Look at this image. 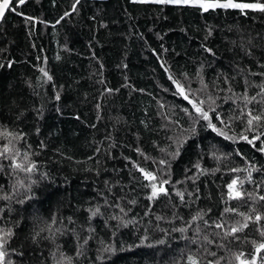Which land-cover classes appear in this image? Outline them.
<instances>
[{"label": "trees", "instance_id": "obj_1", "mask_svg": "<svg viewBox=\"0 0 264 264\" xmlns=\"http://www.w3.org/2000/svg\"><path fill=\"white\" fill-rule=\"evenodd\" d=\"M17 11L23 15L8 11L0 24V130L23 136L12 145L30 153L38 172L33 199L18 203L27 195L23 189L11 200L0 199V228L14 233L6 245V260L66 264L63 253L73 258L72 264H187L192 252L201 264L218 257L224 258L221 264L229 259L237 264L233 253L255 255L251 242L264 237L254 222L237 234L238 240H225L226 249L204 245L216 257L171 229L186 226L197 212L206 213L204 220L210 223L222 217L227 224L242 221L234 213L224 214L225 207L253 220V208L264 214L262 201L226 203V186L237 177L245 179L244 191L264 195V154L240 139L241 133L252 139L264 128L247 132L246 117L229 119L239 114L238 107L225 102L231 93L221 91L231 86L240 94L247 80L251 96L264 84V13L232 8L204 12L131 0H27ZM198 69L208 88L192 95L220 97L210 116L219 113L229 127L219 120L213 123L235 141L217 135L202 120L194 123L191 105L174 95L169 74L195 90L200 88ZM248 107L254 113L264 110L261 103ZM192 127L194 135L188 131ZM9 140L0 139V150ZM176 140L183 142L179 156L161 151L175 150ZM262 141L264 136L256 146ZM161 159L170 162L164 177L170 180L164 186L168 195L149 202L150 190L142 186L147 181L133 164L156 173ZM253 166L259 171L252 172V182L247 172L230 171ZM0 169V196L12 195L17 179L27 183L24 173L14 178L9 159L0 158ZM44 173L47 178H42ZM177 192L183 193V202ZM157 216L164 219L158 222ZM119 217L135 223L125 227ZM49 224L54 235L44 231L34 240ZM197 224L201 235L220 242L215 235L220 229ZM196 226L184 235L192 237ZM144 236L148 239L141 244ZM160 239L165 243L158 244ZM109 245L115 251L102 252ZM257 264H262L259 257Z\"/></svg>", "mask_w": 264, "mask_h": 264}, {"label": "snow or ice", "instance_id": "obj_2", "mask_svg": "<svg viewBox=\"0 0 264 264\" xmlns=\"http://www.w3.org/2000/svg\"><path fill=\"white\" fill-rule=\"evenodd\" d=\"M27 0H0V20L5 18V14L8 11L15 12L16 15H23L22 12L17 11L18 8L23 6ZM134 4H159V5H181V6H191V7H198L202 11L207 12L210 8L215 9H239L241 13H245V10H251L253 12H260L264 13V0H256L254 3H242V2H235V0H131ZM76 3H79V0H76ZM73 10L75 11V4L73 5ZM65 15H68V13H65ZM25 20H32V17L24 16ZM63 19V17H61ZM59 23V21H57ZM209 35H211V30H209ZM205 51L212 54V50L205 47ZM11 66L10 64L8 65ZM0 67H3V65H0ZM42 72H44L43 69H41ZM165 71H168L165 69ZM44 75L47 76V72H44ZM185 79H189L188 74H184ZM264 75V73L260 74ZM196 78L199 80L200 88L198 89H191L190 86L182 84L178 79H176L174 76L169 74V80L172 81V84L175 86V93L174 95H178L183 100L187 101L189 105H191L192 111L195 112V117L193 118V122L196 123L200 120L204 121L207 124V127L211 129L212 131L216 132L217 135L223 136L225 139L233 140L235 141V137L228 136L227 133L224 132L222 128L217 127L215 123H213V119L219 120L221 124H224L225 127H229V125L225 122V120L221 117L219 113L215 115V117L210 116V112H216V108L219 107L217 105L216 101L217 99H220V97H214L212 95H208L207 99L200 98L199 96H193L192 93H200L204 92L208 85L204 81L202 71L197 70L195 74ZM48 79H51V77H48ZM225 83L229 84V80L227 77H225ZM251 85H249V82L245 80V88L244 91L240 94H237L233 91L231 86H229L227 89H221V91H226L227 93H231V95L225 96L224 100L227 102L228 100H231L234 104H237L238 107V115H234L233 117H230L229 119H241V117H246L244 120V123L246 125L245 131L247 132H254L255 129L264 128V110H260L258 112H253L252 109H250L248 106L252 103H261L264 104V84L257 85L259 87V91L256 93V95H249L248 88ZM257 97H260L258 100ZM59 99V95L56 97ZM207 104V108H205V105ZM161 107L163 105L161 104ZM185 111L186 114H188V109H182ZM188 131L191 132V134H195L196 129L195 127L190 128ZM261 136H264V132L255 133L253 135L252 139H249L247 135H244L243 133L240 134V139L245 141L247 144L251 145L253 148H255L256 151H259L261 154H264V141H262L259 144V147L256 146V142L260 141ZM8 137H11V140H9L8 144H5L3 149L0 150V158H5L10 160V168L11 172L15 178L16 173H24L27 177V183L24 181L17 179L16 185H19V188L16 187V185H13L14 192L12 195L4 194L0 196V199L3 200H11L14 195H16L20 189H23L24 193L27 195L25 196V199H19L17 202L20 204H24L26 199H33L34 196L32 195V188L33 185L37 184V180L34 179L38 172L37 165L34 161L30 158V153L27 151L21 152L20 149L15 148L14 145H12V140H22L23 136L21 134L16 133H10L6 129L0 130V139H7ZM171 139V138H170ZM176 147L175 150L171 152H167L165 149H161V151H165L166 154L172 158H175L180 155V149L183 147V142L180 140L175 141ZM43 147V144L41 145ZM137 152L140 150L137 149ZM143 155V153H140ZM236 155L241 156L243 159L240 151L236 152ZM22 156V162L19 159ZM147 158V157H145ZM214 158L220 159V157L215 156ZM160 170L159 172H152L150 170H147L143 167H141L138 164H133V167L139 171L145 181H147L146 184L142 185L143 187H146L150 190V194L147 195V199L149 202H153L156 199L159 198L161 194L168 195L167 189L164 187L165 185H168L170 183L169 179L164 178L167 175V169L170 168V162L166 159H161L159 162ZM247 163V161H246ZM197 168H199V165H197ZM2 170V169H0ZM218 170V169H217ZM231 172L234 173H240V172H247V181L252 182L251 176L252 172L259 171L255 166H253L251 169L248 168H241V167H234L230 169ZM42 178H47V174H41ZM245 183V179H241L239 177L234 178L231 180L230 183L227 184V193H226V203L228 201L233 200H253L256 201H262L264 202V195H257L256 192H246L243 189V185ZM257 188H259V185H257ZM177 196L180 197L181 202H183V193L177 192ZM132 203H135V201H132ZM2 211V209H0ZM122 212H124V209H121ZM96 212H99V208L95 210V212L92 213V215H95ZM253 212H255V217L253 220V217L248 213H242L238 212L235 208L225 207L224 214L234 213L236 215H239L242 217V221H237L234 224H227L226 221L221 222H213L210 223L208 220H204V216L206 213L203 212H197L194 216L191 217L190 221H186V226L181 227H173L171 229L172 232H179L181 233V238L189 240L192 244H199L201 248H203V251L206 255L216 257V252L209 251L207 247H204V245H214L215 247L219 249H226L227 244L224 243L225 240L231 239L232 241L238 240V233L243 232L246 228L249 227L250 222H254L259 227L257 228V231L260 233L261 237H264V214L257 212L255 208H253ZM125 215L127 213L125 212ZM145 215H148L146 212ZM175 215V214H174ZM179 218V217H177ZM112 219H118L117 217H112ZM121 223L123 226L127 227L129 224L135 223L133 220H124L123 217H119ZM164 218L161 216H157L156 220L159 222L163 220ZM198 221H203L204 227H214L215 229H220V232L215 233L216 236L220 238V242L217 243L213 239L210 238L209 234H202L203 229L197 224ZM57 221L55 218L52 219L51 224H55ZM171 223V221H169ZM51 224L47 226V228H41L40 232H37L33 239L35 240L36 237L40 235L41 232L48 231L50 234L54 235L52 233ZM196 224L197 226L193 230V236L188 237L184 234L189 231V229H192V226ZM156 228L164 232L166 235L167 230L160 228L159 224L156 225ZM59 231V229H57ZM14 235L12 229H3L0 228V264H12L10 260H6L7 252H6V245L8 244L9 240ZM148 237L144 236L141 239V244L144 243L145 240H147ZM87 243V241H85ZM158 244H164L165 241L163 239H160L157 241ZM255 247V255H252L251 258L245 257L244 252H237L233 253V258L237 262V264H257V258L259 257L262 264H264V240H261L259 242L253 240L251 242ZM152 245H149L151 247ZM115 249L109 245L102 249V252L112 253ZM199 251V249H198ZM80 248L77 249V255H81ZM22 255V254H21ZM101 257H98V259ZM61 259L63 261H66V264H72V257H66L63 253H61ZM223 257H218L213 260H208L207 264H221V261L223 260ZM187 264H201L200 257L196 253L189 252L187 256ZM228 264H232L231 259L228 260Z\"/></svg>", "mask_w": 264, "mask_h": 264}, {"label": "water", "instance_id": "obj_3", "mask_svg": "<svg viewBox=\"0 0 264 264\" xmlns=\"http://www.w3.org/2000/svg\"><path fill=\"white\" fill-rule=\"evenodd\" d=\"M7 13V12H6ZM6 15V14H5ZM2 21H3V19L2 20H0V24L2 23ZM162 195V194H161Z\"/></svg>", "mask_w": 264, "mask_h": 264}]
</instances>
